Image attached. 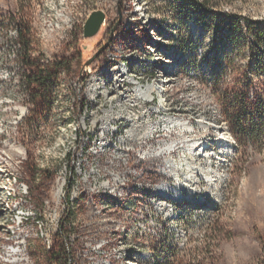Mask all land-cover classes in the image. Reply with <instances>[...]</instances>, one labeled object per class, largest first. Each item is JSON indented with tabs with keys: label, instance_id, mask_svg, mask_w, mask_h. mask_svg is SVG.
<instances>
[{
	"label": "rangeland",
	"instance_id": "obj_1",
	"mask_svg": "<svg viewBox=\"0 0 264 264\" xmlns=\"http://www.w3.org/2000/svg\"><path fill=\"white\" fill-rule=\"evenodd\" d=\"M191 1L0 0V73L14 63L9 58L12 46L8 38L14 22L21 25L24 39L29 42L25 52L35 63L32 72L43 71L39 77L44 79L36 89L29 90L32 96L29 115L21 125L12 119L8 105L0 104V209L7 201L5 191L12 182L11 173L18 172L21 154L9 149L16 145L26 149V159L19 171L32 191L35 208L41 212L45 207L41 205L51 191L57 169L54 162L66 146V121L54 120L55 113H60L61 96L72 93L65 84L73 77L77 80L86 61L109 44L116 32L115 39L128 16L134 20L127 23L134 25L130 30L141 25L143 17L150 26L159 22V33L171 34L177 29L179 49L184 48L191 55L188 59L184 49H169L168 44L159 45L157 50L163 52L166 65L163 69L179 74L183 103L178 113L191 118L203 106L212 104L220 116L219 124H225L226 131L223 128L218 134H228L231 140L229 151H220L213 168L196 165L197 179L201 180H183L178 200L161 196L155 186L126 187L136 205L134 216L143 219L149 213L145 234L137 231L132 235L129 257L136 264L154 261L155 264H255L258 261L264 242V43L254 46L245 23H257L264 29V0H211L216 6L210 17L201 15L202 11L199 15ZM93 11H102L105 20L96 36L84 39L83 26ZM196 19L201 21L200 30ZM232 19L243 22L242 32L247 33L240 47L226 27ZM142 29L145 31L147 27ZM133 33L138 32L134 29ZM107 48L92 64L95 69L103 64ZM199 49L203 53L201 57ZM190 71L192 74L188 75ZM187 82L197 84V89L185 88ZM54 102H59V107ZM235 121L240 122L237 129ZM217 144L223 146L221 142ZM47 165L51 168H41ZM34 169L39 173H34ZM69 217L76 234H100L95 231L98 226L88 221L81 207ZM114 218L118 219L117 224H122L127 217L116 213ZM7 225L10 224L3 223L1 212L0 264H57L50 259V252L58 249L59 240H55L50 252L34 236L26 247L17 248L21 245L18 235L6 233ZM89 230L93 232L89 234Z\"/></svg>",
	"mask_w": 264,
	"mask_h": 264
},
{
	"label": "bare ground",
	"instance_id": "obj_2",
	"mask_svg": "<svg viewBox=\"0 0 264 264\" xmlns=\"http://www.w3.org/2000/svg\"><path fill=\"white\" fill-rule=\"evenodd\" d=\"M128 18L115 39L114 33L103 64L97 69H91L83 82V95L80 96L78 110L77 88L72 79L65 84L72 93L60 95L63 97L60 113L54 115L55 121L65 120L67 126L66 146L54 162L57 164L54 166L57 168L55 173L59 172V166H65L68 156L74 154L76 166L71 185L75 189H82L68 197L67 216L81 207L88 221L98 226L95 231L100 233L98 236L75 233V242L80 246L76 264H136L134 258L129 257V249L133 246L132 235L137 231L145 234L149 213L143 219L134 216L136 205L126 192V187L155 186L161 196L178 200L182 194L181 182L189 178L197 179L196 165L203 167L206 164L213 168L220 151L227 152L230 148L229 135L218 134L219 130L226 129L224 123L219 124L220 116L212 104L203 106L200 113L193 114L191 118L178 113L183 103L179 74L177 71L167 72L163 69L166 66L163 52L157 51L158 47L164 44L169 47L173 39H178V30L173 29L171 34L161 31L159 34L154 28L160 27L159 22L155 21V25L150 26L145 22L146 18L142 17L141 25L138 26L144 29L147 27V34L153 44L132 45L122 37L123 32L127 35L126 31L134 26L127 24L134 21ZM8 38L12 46L9 58L14 63L11 68L1 69L0 97L3 99L0 104L8 105L7 111L12 114L15 123L19 124L23 121V109L19 100L20 76L17 74L25 78V70L19 61L20 46L13 27ZM197 52L201 57L202 51L199 49ZM190 74L192 71L188 72ZM184 87L197 89V84L187 82ZM127 88L131 92H120L117 95L116 89ZM129 99H138L140 103H149L151 99L146 112H139L140 123L147 127H139L135 102ZM58 104L54 102L56 108ZM96 109L101 113L98 125H94ZM79 129L81 136L76 141ZM135 129L136 134L140 135L137 158H133L126 181L123 171L111 165V157L126 139V134H133ZM217 142L223 143V146L220 147ZM16 146L9 149L21 154L18 172L11 173L12 182L5 191L7 201L0 213L3 223L10 224L6 227V233L18 235L21 245L17 248L26 247V243L34 236L42 241L46 251L49 243H43L44 219H40V212L32 203L29 187L25 186L19 171L24 153L19 145ZM41 168L48 170L51 167L47 165ZM170 182L178 185L171 186ZM115 185L119 187L111 188ZM48 201L49 197L42 207ZM116 213L127 217L122 224H117L118 219L114 218ZM108 226L113 229H105ZM71 228H75L72 222ZM89 232L91 234L93 230Z\"/></svg>",
	"mask_w": 264,
	"mask_h": 264
},
{
	"label": "built area",
	"instance_id": "obj_3",
	"mask_svg": "<svg viewBox=\"0 0 264 264\" xmlns=\"http://www.w3.org/2000/svg\"><path fill=\"white\" fill-rule=\"evenodd\" d=\"M17 26V25H14ZM17 43H21L20 38ZM94 63V62H93ZM92 63V64H93ZM82 67L77 80L73 77L75 88H77V110L78 104L80 103V96L82 94V85L85 82L86 78L89 75V71L94 68V65ZM23 70H29L30 74L33 73L31 67L23 63ZM20 76V98L21 108L23 109V121L29 115V103L32 98L29 90H34L30 88V83L28 82L29 78H22V74H17ZM117 95H120V92H131L127 90L116 89ZM133 100L136 105V115L139 119V112H146V108L150 106L151 99L149 103H140L138 99H129ZM95 121L94 125H98L99 116L101 113L98 109L94 111ZM22 123H19L20 125ZM139 127H147L144 123H140ZM81 136V131L76 134V141L79 140ZM140 135L136 134V129L133 131V134H126V139L122 141L121 145L118 147L116 154L111 157V165H115L117 169L123 171V177H128L131 166L133 165V158H137L138 143ZM76 146V142H75ZM19 148L22 149L24 153V161L26 159V149H23L21 145ZM75 150V147H74ZM76 162L74 160V154L68 156L65 161V166H59V172L54 173V181L51 186V191L47 193L45 197H49V205H45L40 212V219H44V240L43 243H49V250L51 251L54 247L55 240H59L62 245V250L64 252V264H76V256L79 255L80 246L75 242V234L71 232V222L67 220V200L68 197L72 194H75V191H81L82 189H75L71 185L72 173L75 171ZM25 181V186H27ZM87 205V204H86Z\"/></svg>",
	"mask_w": 264,
	"mask_h": 264
},
{
	"label": "trees",
	"instance_id": "obj_4",
	"mask_svg": "<svg viewBox=\"0 0 264 264\" xmlns=\"http://www.w3.org/2000/svg\"><path fill=\"white\" fill-rule=\"evenodd\" d=\"M191 3H192L193 8H195L194 6H196L198 13L200 11H202V14L199 13V15L200 14L201 15L204 14V16H206V17H210L211 15H213V12H214L213 10L215 9V6H216V4L213 3L211 0H193V2L191 1ZM196 21L200 25L199 26V30H200L201 27H202L201 26L202 24L200 23L201 21L197 20V19H196ZM242 23H241V21L239 19H232V20H229V22L226 23V27L229 29V31H230V33L232 35V39L235 42V44L240 47L242 45V43H243L244 35H247V33H248V35L250 37H252L253 44H254L255 47L262 46L263 43H264V29H260V27H259V25L257 23L247 22V23H245V25H246L245 28H247V33L244 34L242 32ZM12 24H13L12 27L17 32V42H18L19 38H20V41H21V43H19V46H20V49H19V52H20L19 61L23 65V63H24V59L23 58H25L26 64L28 66L34 68L35 67V63H33L32 61H30L28 59L27 52H25L26 49L29 46V42L26 39H24V34H23V31H22L21 25L14 26V25H16L14 22H12ZM154 28H155V30L157 32L160 29V27H154ZM134 29L136 30V32H138L137 34L133 33ZM120 30H118V32ZM126 33H128V36L124 37L123 36L124 32H123L122 33V37L127 39L129 41V43L132 44V45H150V44H153V42L150 40V38H149V36L147 34V30L145 29V31H143L142 26L139 27V26L136 25V27L133 28L132 30H130V29L127 30ZM110 47H111V42H110V44H109V46L107 48V51H108V49ZM169 47L174 49V50H179V51H182L184 49V48L179 49L180 48V39H179V37H178V39L177 38L173 39V41H171V44L169 45ZM107 51L105 52V55L103 57V62L105 60V56H106ZM185 51H186V53H185L186 57L188 59H190L191 55H189L187 53V50H185ZM23 52L25 53V55L23 54ZM206 68H207V64H206ZM42 73H43V71L38 70L37 73H31L30 77H29V70H25L24 76H25V78H29L28 82L30 83V88L36 89L38 87V83H40V81L44 80L43 78L39 77ZM262 120L264 121V118ZM234 125H235V127L237 129V128L240 127V122L239 121H235ZM34 173H39V170L38 169H34ZM28 187H29V185H28ZM29 190H30V199L32 201L33 198H32V191H31L30 187H29ZM47 198L48 197H44L42 202L44 203V201ZM33 201H32V203H33ZM34 206H36V205L34 204ZM67 220L70 221V217L69 216H67ZM71 232L73 234H75L74 228H71ZM46 251L50 252L49 249L46 250ZM50 259L54 260L57 264H64V261H65L64 260V252L62 250V245L61 244H59L57 250L54 249V250H52L50 252ZM153 264H155V261H154ZM255 264H264V242H263V250H262L261 257L258 259V261Z\"/></svg>",
	"mask_w": 264,
	"mask_h": 264
},
{
	"label": "water",
	"instance_id": "obj_5",
	"mask_svg": "<svg viewBox=\"0 0 264 264\" xmlns=\"http://www.w3.org/2000/svg\"><path fill=\"white\" fill-rule=\"evenodd\" d=\"M105 20V14L102 11H93L87 20L84 23L83 26V37L84 39H90L97 35L99 32L102 24ZM120 20L117 22V24L113 27L111 31V35L115 32ZM111 41V39L109 40ZM108 46V43L102 46L96 53L93 55L92 58L86 61L85 65L89 66L91 65L101 54L103 50H105Z\"/></svg>",
	"mask_w": 264,
	"mask_h": 264
}]
</instances>
